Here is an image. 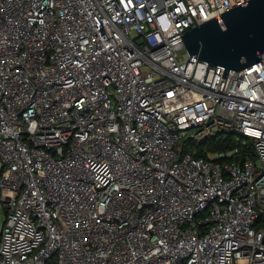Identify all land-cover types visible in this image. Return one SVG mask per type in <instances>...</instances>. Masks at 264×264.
Segmentation results:
<instances>
[{
  "label": "built area",
  "instance_id": "built-area-1",
  "mask_svg": "<svg viewBox=\"0 0 264 264\" xmlns=\"http://www.w3.org/2000/svg\"><path fill=\"white\" fill-rule=\"evenodd\" d=\"M245 1L0 0V264H264V58L181 36Z\"/></svg>",
  "mask_w": 264,
  "mask_h": 264
},
{
  "label": "water",
  "instance_id": "water-1",
  "mask_svg": "<svg viewBox=\"0 0 264 264\" xmlns=\"http://www.w3.org/2000/svg\"><path fill=\"white\" fill-rule=\"evenodd\" d=\"M191 56L229 70L264 58V0H247L182 35Z\"/></svg>",
  "mask_w": 264,
  "mask_h": 264
},
{
  "label": "trees",
  "instance_id": "trees-1",
  "mask_svg": "<svg viewBox=\"0 0 264 264\" xmlns=\"http://www.w3.org/2000/svg\"><path fill=\"white\" fill-rule=\"evenodd\" d=\"M245 138L227 133L225 131H218L201 141L186 140L184 151L192 153L197 157H208L210 153L233 150L242 147V154L238 155L236 159H244L246 152L252 151V142L248 140L247 144H243Z\"/></svg>",
  "mask_w": 264,
  "mask_h": 264
},
{
  "label": "rangeland",
  "instance_id": "rangeland-1",
  "mask_svg": "<svg viewBox=\"0 0 264 264\" xmlns=\"http://www.w3.org/2000/svg\"><path fill=\"white\" fill-rule=\"evenodd\" d=\"M184 51L181 50V53H183ZM1 167H2V163L0 160V171H1ZM6 220V209L4 207V204L1 200V194H0V236H1V232H2V228H3V224Z\"/></svg>",
  "mask_w": 264,
  "mask_h": 264
}]
</instances>
